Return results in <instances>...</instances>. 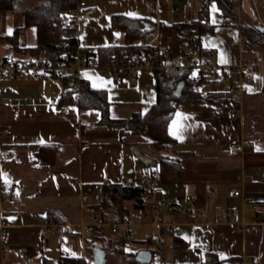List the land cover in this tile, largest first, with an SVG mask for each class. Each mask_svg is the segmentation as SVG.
<instances>
[{"label":"crops","instance_id":"obj_1","mask_svg":"<svg viewBox=\"0 0 264 264\" xmlns=\"http://www.w3.org/2000/svg\"><path fill=\"white\" fill-rule=\"evenodd\" d=\"M168 1L89 0L73 17L79 44L88 49L121 45L123 35L110 23L115 13L174 24L168 22ZM231 2L225 16L213 1L215 11L209 14L212 30L199 34L192 28V39L176 29L170 33L157 29L147 38L170 51L169 63L179 47L196 45L211 49L212 63L222 67L233 68L239 62L253 67L252 80L243 84L240 95L232 92L235 79L202 81L195 89L203 95L231 93L234 99L180 103L168 127L176 142L162 152L138 130L121 134L119 127L99 124L98 109H79L61 102L70 89L63 79L0 75V223L4 222L10 240L6 252L0 242V264H61L63 258L74 259V264H95V249L104 251L105 264H123L117 259L118 251L107 248L114 239L106 235L109 228L98 235L86 227L95 217H102V184L128 185L130 180L151 183L153 199L174 202L172 210L151 204L142 211L143 222L131 227L130 241L145 244L149 237L161 240L162 255L157 262L264 264V63L244 51L238 27L255 25V12L247 0ZM37 4V0H14L12 9L1 17L0 35H11L16 26H23L24 11ZM186 8L192 9L189 17L177 23L197 15L194 5ZM172 9L178 11L177 5ZM19 42L34 46L35 27L21 29ZM15 52L0 38V61L9 53L22 55ZM78 75L92 88L107 92L113 119L145 114L156 102V77L148 66L141 67L131 80L97 64L81 69ZM205 84L210 86L203 89ZM8 99L11 104L3 105ZM230 143L242 145L243 152L229 155ZM42 145L56 147L53 164L38 158ZM163 156L178 158L183 171L162 180L157 166L149 163ZM233 189L241 194L230 197ZM4 191L19 194L14 205L2 200ZM208 191L214 192L210 198ZM50 210L63 221H49L46 214ZM224 213L230 214L228 220L220 218ZM80 230L83 232L78 235ZM174 238L185 245L175 248ZM127 245L125 252L150 250H131Z\"/></svg>","mask_w":264,"mask_h":264},{"label":"trees","instance_id":"obj_2","mask_svg":"<svg viewBox=\"0 0 264 264\" xmlns=\"http://www.w3.org/2000/svg\"><path fill=\"white\" fill-rule=\"evenodd\" d=\"M14 0H0V20L5 12L13 7ZM38 4L24 11V25L16 26L11 35H0L5 39L10 47L20 52L22 55H43L47 61L55 63L63 54L74 55L77 51L87 53L88 48L81 47L76 31V24L71 23V27L66 28L64 23L72 21L75 10L76 0H37ZM215 1L222 13L228 16L229 9L233 6L231 0H204L197 11L195 18L182 23L167 24L161 21H153L148 18L130 17L120 13H115L110 18L113 28L118 29L123 35L121 45H106L92 49L98 68H112V63L116 64L120 60H127L130 57L154 56L153 72L156 77V102L149 108L145 114L133 113L125 119H113L110 116L111 102L108 94L103 89L92 88L88 82L82 81L78 90H71L63 95L61 102H70L79 109H98L101 112L99 124L119 127L121 134L129 130H138L143 135L149 137L153 146L162 152L169 148L175 139L169 134L168 127L171 122L177 106L182 102H226L234 99L231 93L211 92L203 95L196 90L190 81L185 80L187 72L180 68L165 69L158 66L162 60L159 56V45H146L142 43L157 29L170 33L173 29L189 35L192 39V28H196L200 34L206 30H212V24L209 16V5ZM232 24L238 23L232 20ZM34 26L36 29V44L32 47L20 45L21 29ZM239 30L243 35V49L252 52L256 45H264V31H260L254 25L238 24ZM170 80L176 82L174 86L165 84ZM203 81V80H202ZM56 155L54 145H42L39 147L37 156L42 163L53 164ZM151 166H157V171L162 180L167 177L180 174L183 171L178 158H168L163 156L160 161L149 163ZM147 195V199H144ZM153 189L147 186L127 185L123 183L105 182L101 186L100 205L102 217L109 216L121 219L136 211H145L153 204ZM130 203L131 206H127ZM46 217L49 221L62 222L63 220L55 211H47ZM128 241H118L115 238L110 240L107 248L118 251V261L123 264H144L136 260V252H125L124 246ZM149 247H153L154 239L149 237L144 241ZM184 241L177 238L173 240L175 248L183 247ZM152 254V260L155 248L149 250ZM74 259L63 258L59 261L61 264H74ZM166 264V263H154Z\"/></svg>","mask_w":264,"mask_h":264},{"label":"built area","instance_id":"obj_3","mask_svg":"<svg viewBox=\"0 0 264 264\" xmlns=\"http://www.w3.org/2000/svg\"><path fill=\"white\" fill-rule=\"evenodd\" d=\"M89 0H76V9L85 7ZM186 2V5L190 8L193 5L192 0H182ZM249 6L253 9L257 15L255 18L256 24L254 25L260 30V26H264V20L260 16L261 5L264 4V0H247ZM240 22V18L238 17ZM72 21H67L64 23L66 28L71 27ZM224 25L226 23H223ZM261 31V30H260ZM74 33L77 34V31ZM142 43L146 45H151L152 42L148 39H144ZM159 56L161 57V64L158 66L165 69L180 68L187 72L185 80L190 81L194 88H197L199 84L203 81L215 80L218 77L225 82H231L236 80L237 85L232 88V92L235 95H240L242 93V87L245 82L252 80V65L239 62L233 68L222 67L221 65L212 63L211 58L213 56V51L211 49H203L196 45H186L181 46L176 50L175 58L170 61L172 56L168 49L160 48ZM96 65L94 52L89 49L87 53H82L77 51L74 55L63 54L61 58L55 63L47 61L45 57L41 54L36 56L31 55H21L17 56L13 53L7 54L0 61V75H9L11 77L24 78V77H56L67 81L71 90H78L80 88L81 79L79 78L78 72L81 69L93 67ZM148 66L153 69L154 67V56H139L130 57L127 60H120L118 63H112V68L115 69V73L118 77H127L128 79H134L137 76L138 70L143 67ZM166 85L174 86L176 82L167 80ZM11 104V100L8 99L3 105L8 106ZM234 114L232 113L231 116ZM243 152V146L237 143H230L228 147L229 155H237ZM129 185H139L147 186L153 188V185L146 181L136 182L135 180H130ZM213 191H208L206 196L208 198L212 197ZM241 194L239 189H233L229 191L230 197H235ZM2 200L9 204L14 205L19 194L16 191H4L1 195ZM86 199V196H83ZM144 199H147V195H144ZM153 204L156 208H165L167 210H172L174 202L162 201L160 199H153ZM200 216V213L197 212ZM221 219L228 220L230 218L229 213H224L220 216ZM144 220V215L141 211H136L130 215H126L121 219L114 217H108L104 219L103 217H95L93 223L87 225L86 229L89 231H94L98 235H103L104 228L108 227L111 234L118 241H128L131 239V227L142 223ZM4 222L0 223V242L4 252L8 250L9 246V236L7 232L3 229ZM169 226L166 227L168 231ZM83 230L77 232L81 235ZM155 246H161V240L154 241Z\"/></svg>","mask_w":264,"mask_h":264},{"label":"rangeland","instance_id":"obj_4","mask_svg":"<svg viewBox=\"0 0 264 264\" xmlns=\"http://www.w3.org/2000/svg\"><path fill=\"white\" fill-rule=\"evenodd\" d=\"M168 2L171 3V12H170V15L168 16V22L169 23H172V22H181L183 21L185 18H188L189 17V13L191 12L192 9H188L186 8V2L185 1H182V0H169ZM193 2V5H194V9H193V12L194 14L196 15L197 14V11H198V8L202 5L203 1L202 0H192ZM169 3H167L168 5ZM177 5L178 7V11H174L172 9V5ZM214 3L211 2L210 5H209V9H210V14L213 15L214 11H215V5H213ZM257 16V15H256ZM260 16L262 18V20H264V4L261 5V8H260ZM174 36V42H175V45L177 46V38L175 39V36H177V32H173ZM250 54L252 55H255L256 59L262 63H264V45H256L253 49H252V52H249ZM249 57V56H247ZM254 57V56H253ZM206 86H210L208 84H205L204 86H202L203 89L206 88ZM107 231V236L109 235H112L110 230L109 229H106ZM131 240V239H130ZM129 240V241H130ZM127 246H130V249H134V250H137L138 248H143V247H149V245L147 246L146 244H141V243H138V242H135V241H130L128 242V245ZM154 247H150V248H155L156 252L154 253V256H153V261L151 264H154L155 262L157 261H160V255L161 254V248L163 247L162 245L157 247L155 245H153ZM159 248V249H158ZM131 249V250H132ZM163 249V248H162Z\"/></svg>","mask_w":264,"mask_h":264},{"label":"water","instance_id":"obj_5","mask_svg":"<svg viewBox=\"0 0 264 264\" xmlns=\"http://www.w3.org/2000/svg\"><path fill=\"white\" fill-rule=\"evenodd\" d=\"M259 28L261 31H264V26H260ZM94 257H95V264H105L106 263L105 253L103 250L95 249ZM136 260L141 263L148 264L152 260V254L149 250L139 251L136 254Z\"/></svg>","mask_w":264,"mask_h":264}]
</instances>
